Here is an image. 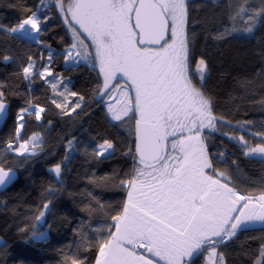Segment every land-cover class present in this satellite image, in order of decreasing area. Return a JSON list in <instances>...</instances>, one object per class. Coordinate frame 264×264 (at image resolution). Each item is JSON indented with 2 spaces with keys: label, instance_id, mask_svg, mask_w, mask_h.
Instances as JSON below:
<instances>
[{
  "label": "snow or ice",
  "instance_id": "snow-or-ice-1",
  "mask_svg": "<svg viewBox=\"0 0 264 264\" xmlns=\"http://www.w3.org/2000/svg\"><path fill=\"white\" fill-rule=\"evenodd\" d=\"M211 3L212 14L197 20L193 13L207 12L209 0H36L33 5H19L22 17L14 25L0 23V31L18 33V38L43 49L29 50L22 59L19 50L15 56L0 55V62L19 61L14 75L26 81L28 89L38 81L49 86L50 103L62 119L90 115L85 109H91L92 99L98 97L96 104L105 118L129 125L133 135L124 149L107 136L92 137L91 147L80 148L76 136L66 138L64 156L48 169L59 186L48 184L41 202L27 209L32 215L17 228L27 236L25 243L48 242L55 222L49 221V215L67 220L56 217L55 200L64 191L67 163L77 151L92 167L87 176L90 186L106 189L111 183L126 190V199L114 209L93 190L80 193L87 197L80 211L88 221L73 229L81 239L71 254L67 251L71 245L57 249L59 264H90L83 253L93 249L91 264H195V258L204 254L206 261L215 264L218 258V264H225L221 247L249 229H264V180L260 195L241 194L237 180L250 181L242 177L238 159L228 161L235 153L217 150L212 139V133H221L235 142L241 157L264 164V123L262 130L254 132V121H233L217 113V99L207 83L211 67L206 59L209 41L218 47L230 40L256 39V31L264 26V0ZM56 20L70 34V42L58 38L63 45L60 51L43 38L55 31L51 25ZM201 35L204 44L197 56ZM259 55L264 61V50ZM58 58L70 68L84 65L97 71L90 95L69 87L71 77L56 71ZM257 71L264 78V64ZM250 83L240 81L242 86ZM10 88L7 80L0 81V117L9 110ZM24 99L26 106L17 110L13 132L0 141V188L18 178L15 168L5 166V154L24 164L44 151V136L34 132L25 138L23 130L26 118L42 122L48 109L28 95ZM259 103L264 105V98ZM46 124L54 127L50 119ZM225 127L233 131L222 132ZM246 135L259 142L253 145ZM117 152L130 162L129 167L96 175L95 166L111 161ZM219 164L234 168L237 179ZM97 214L103 224L93 227ZM84 223L95 233L93 238L83 232ZM5 246L6 241L0 240V249ZM242 254L252 264H264V242L255 253Z\"/></svg>",
  "mask_w": 264,
  "mask_h": 264
},
{
  "label": "trees",
  "instance_id": "trees-1",
  "mask_svg": "<svg viewBox=\"0 0 264 264\" xmlns=\"http://www.w3.org/2000/svg\"><path fill=\"white\" fill-rule=\"evenodd\" d=\"M35 2L36 0H0V23L14 25L22 17L19 5L21 3L33 5ZM13 5L16 6L13 7ZM214 8L215 5L209 0L208 11L194 12L193 16L199 20L206 14L211 15ZM45 11L47 10L45 9ZM51 27L55 28V31L48 33L43 38L48 39L52 47L60 51L63 45L58 43V38L63 36L65 42H70V34H66L65 28L60 26L59 20L54 21ZM196 31L199 32L200 29L197 27ZM255 36L256 39L230 40L218 47L213 46L209 41L206 50V59L211 67V77L207 83L216 96L217 113L233 121H254V132L262 130L261 124L264 123V105L259 103L264 98V78H261L257 71L264 64L259 55L264 50V26L259 27ZM18 37L19 35L0 31V55L15 56L19 50L22 59L23 53L29 50L33 53L43 51L35 42H28L26 38ZM203 44L204 40L201 35L197 41V56L200 55ZM18 63L19 61L17 63L0 62V81L7 80L11 84L9 90L10 115L0 130V141L7 139L13 132L16 112L20 107L26 106L25 95L33 98L34 103L42 107L46 106L48 111L42 122H37L34 117L26 118L27 126L23 130L25 138L34 132L44 136L43 153L24 164L20 163L18 157L8 154L4 156L7 161L5 166L15 168L19 173V179L8 190L0 193V240L6 241V246L0 249V264H59L61 257L57 249L71 245V248L67 249L71 254L81 239L73 233V229L82 222L88 221L87 214L80 211L83 204L87 202V197H82L80 193L93 190L97 196L101 197L105 203L111 204L114 209L126 199V190L115 188L111 183L106 189H95L90 186L87 176L92 174V167L85 161L81 151L73 152L71 162L67 163V170L64 173V191L56 197L54 208L56 217L66 216L67 220L56 219L49 215V221L55 220V222L49 233L48 242L46 244L25 243L27 236L19 234L17 228L23 226L26 216L32 215L27 209L34 208L41 202L42 193L48 184L59 186L48 169L64 156L63 141L70 136H76L78 148L81 145L91 147L94 144L92 137H97L99 140L101 137L107 136L115 138L118 148L124 149L131 144L133 135L129 125L120 126L118 122L105 118V112L96 104L98 97L92 99L91 109H85V111H90V115L77 116L73 120L62 119L50 103L49 97L52 94L49 86L38 81L31 89H28L27 82L14 75L18 70ZM56 71L71 77L69 87L72 90L90 95L95 81L92 68L84 65L70 68L62 62V59L58 58ZM243 80L251 81V83L242 86L240 81ZM12 92L16 94L12 95ZM48 119L52 120L54 124L51 129L46 124ZM221 131L232 132L233 130L225 127ZM212 139L217 150L235 153L234 157H227L228 161L230 162L234 158L238 159L242 177H246L250 181L237 180L241 192L260 195V183L264 180V164L256 159L250 160L241 157L235 142H230L221 133H212ZM246 139L251 140L253 145L259 142L248 135H246ZM129 164L130 162L120 155V152H117L111 161L95 166V173L103 175L112 173L113 169L126 170ZM218 167L229 173L233 179H237L238 174L234 168L226 164H219ZM69 193L73 195H69ZM102 224L103 218L99 214L92 218L93 227H99ZM83 232L89 239L95 236L87 223H84ZM261 237H264V229L257 226L240 233L238 239L228 243L226 247H221L219 251L226 253L225 264H252L249 256L242 252L255 253L259 244L264 242L260 239ZM81 251L83 253V249ZM83 254L87 255L91 264L95 259L96 252L93 249ZM206 255L196 257L195 264H207Z\"/></svg>",
  "mask_w": 264,
  "mask_h": 264
},
{
  "label": "water",
  "instance_id": "water-1",
  "mask_svg": "<svg viewBox=\"0 0 264 264\" xmlns=\"http://www.w3.org/2000/svg\"><path fill=\"white\" fill-rule=\"evenodd\" d=\"M9 115H10V107H9V110H8V112H7V114H6V116L5 117H0V130H2V128L4 127V125L6 124V122H7V120H8V118H9ZM17 172V171H16ZM17 179L11 184V185H9L6 189L5 188H0V193L1 192H5L6 190H8L15 182H17L18 181V179H19V173L17 172Z\"/></svg>",
  "mask_w": 264,
  "mask_h": 264
},
{
  "label": "rangeland",
  "instance_id": "rangeland-1",
  "mask_svg": "<svg viewBox=\"0 0 264 264\" xmlns=\"http://www.w3.org/2000/svg\"><path fill=\"white\" fill-rule=\"evenodd\" d=\"M16 35H19L18 33ZM66 65V64H65ZM66 66H69V65H66ZM94 74H95V81H94V84L96 82V77H97V71L95 69H92ZM117 96V92H113L112 93V97L115 98ZM105 99H109L108 97H105ZM122 99V98H121ZM114 107H119V105H114ZM111 120V119H110ZM207 264H214V262L212 260H208ZM215 264H218V258L215 262Z\"/></svg>",
  "mask_w": 264,
  "mask_h": 264
}]
</instances>
